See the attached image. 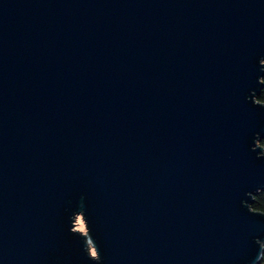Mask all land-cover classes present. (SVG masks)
<instances>
[{
  "label": "water",
  "instance_id": "obj_1",
  "mask_svg": "<svg viewBox=\"0 0 264 264\" xmlns=\"http://www.w3.org/2000/svg\"><path fill=\"white\" fill-rule=\"evenodd\" d=\"M263 75L264 0H0V264H259Z\"/></svg>",
  "mask_w": 264,
  "mask_h": 264
},
{
  "label": "trees",
  "instance_id": "obj_2",
  "mask_svg": "<svg viewBox=\"0 0 264 264\" xmlns=\"http://www.w3.org/2000/svg\"><path fill=\"white\" fill-rule=\"evenodd\" d=\"M262 84L263 85L260 89L258 99L264 102V75L262 76ZM260 144L264 147V136L260 140ZM252 207L256 210L264 211V190H260L256 193V195L254 196V202L252 204ZM259 264H264V251Z\"/></svg>",
  "mask_w": 264,
  "mask_h": 264
},
{
  "label": "rangeland",
  "instance_id": "obj_3",
  "mask_svg": "<svg viewBox=\"0 0 264 264\" xmlns=\"http://www.w3.org/2000/svg\"><path fill=\"white\" fill-rule=\"evenodd\" d=\"M77 228L85 231L86 226H85V221H84L82 215L79 216L78 219H77ZM92 250L94 251V249H92Z\"/></svg>",
  "mask_w": 264,
  "mask_h": 264
}]
</instances>
